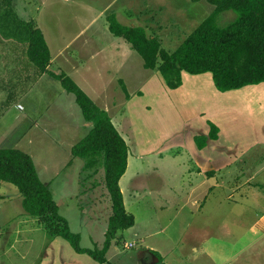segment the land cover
<instances>
[{"label":"rangeland","instance_id":"rangeland-1","mask_svg":"<svg viewBox=\"0 0 264 264\" xmlns=\"http://www.w3.org/2000/svg\"><path fill=\"white\" fill-rule=\"evenodd\" d=\"M16 1H21L15 4L20 14L14 11L18 16L13 15L9 6H5L8 13L5 22H20L23 34L25 31V35H29L30 28L25 23L33 22L29 19L32 12L43 15V3L39 2V12H36L35 8L33 11L28 9L32 5L35 7V3L29 7L28 0ZM67 4L74 6L72 2ZM84 4L95 8L78 19L76 28L84 27L85 31L73 41L69 54L79 52L91 43L85 53L94 58L93 61L84 58V71L98 65L97 74L101 77L109 75L102 78L99 87L92 90L94 93L81 83L80 88L95 104L98 101L96 105L107 106L127 141L128 170L120 187L126 211L136 221L134 227L118 233L104 264H221L220 259L206 257L209 234L214 240L226 239L229 248L237 252L225 264H264V237L255 236L254 228H251L255 217L264 213V199L254 207L251 204L246 205V209L236 206L234 200L244 205L241 194L229 193L228 188L220 187L219 177H215L214 182L211 179L206 182L209 177L197 173L190 148L198 137L193 138L192 134L201 132L195 127L197 110L201 117H206L204 109L208 104H215V109L223 107L221 104L226 101V95L230 96L227 101H231L232 94L240 95L256 87L221 93L210 73L196 76L184 73L185 85L170 90L158 71L144 67L142 57L128 42L110 33L107 23V16L113 13L122 25L127 26L131 19L137 26H144L147 35L157 38L165 50L174 52L215 7L208 0H84ZM103 13L107 16L98 18L94 27L86 25ZM236 20V13L229 11L219 15L217 23L220 27H228ZM73 37V33L64 35L61 43ZM25 56L22 69L32 75V61L28 53ZM5 74L10 72L6 70ZM195 83L198 89L191 87ZM122 84L131 96L130 101ZM27 88L28 84L22 85V89ZM205 92L212 95L209 96L212 98L210 103L199 99ZM69 96L74 95L70 93ZM204 96L207 98L208 95ZM74 111L77 113L74 112L73 119L81 123L84 116L79 105L74 106ZM54 112L52 110L50 114ZM26 113L18 110L0 116V149L19 148L30 153L40 179L44 183L51 182L49 190L59 206L60 215L67 220L71 232L80 235L81 247L101 249L113 213L104 168L99 165L89 168L83 159L72 157L73 147L87 131H68L69 134L77 133L78 140L65 138L52 144L50 136L55 131L38 130L35 143L29 145L36 131L32 130V116ZM43 134L44 137L39 136ZM217 145L219 143H212L205 153L216 157L219 152L230 151ZM230 146L234 148L233 144ZM212 149L218 153L210 151ZM245 156L247 163L235 164L234 169L245 172L244 183L247 185L244 188L251 190L252 185L263 184L259 176L264 179V146L251 148ZM72 159L73 163L69 165ZM213 183L216 187L210 192ZM228 196L233 200L226 201ZM22 202L23 197L16 186L0 185V264H100L88 255L77 254L63 238L52 237L37 218L26 213ZM229 228L233 231L242 228V232L229 235ZM215 249L219 250V246ZM155 252L165 262L159 261Z\"/></svg>","mask_w":264,"mask_h":264},{"label":"trees","instance_id":"trees-1","mask_svg":"<svg viewBox=\"0 0 264 264\" xmlns=\"http://www.w3.org/2000/svg\"><path fill=\"white\" fill-rule=\"evenodd\" d=\"M215 9L174 51L165 50L157 38L147 35L143 27H129L119 23L116 15L107 16L110 32L128 42L143 59L144 67L158 71L170 90L183 85V73H210L218 91L225 93L264 83V0H208ZM233 11L237 20L228 27H220L218 16ZM30 28L28 56L39 74H50L61 81L64 90L75 96L87 123H93L89 133L72 149L73 159H83L89 168L103 166L105 183L112 201L104 246L99 249L82 248L79 234L71 232L67 220L59 213V206L48 186L40 179L30 155L20 149H0V185L16 186L23 197L26 213L35 217L52 237H61L80 255H88L95 262H107V254L121 231L135 226V217L127 213L120 180L128 168L129 148L114 126L108 112L100 109L72 79L48 71L51 55L40 29ZM126 98L131 96L122 84ZM209 137H196L198 149L207 146L209 139L218 140L219 128L208 122ZM73 159L69 165L73 163ZM156 256L159 261L161 257Z\"/></svg>","mask_w":264,"mask_h":264},{"label":"crops","instance_id":"crops-1","mask_svg":"<svg viewBox=\"0 0 264 264\" xmlns=\"http://www.w3.org/2000/svg\"><path fill=\"white\" fill-rule=\"evenodd\" d=\"M19 2L21 1L0 0V116L11 115L18 110L22 112L26 111L27 116H32V130H35L36 133L32 135L29 145H31V143H35L34 138L38 136V130L43 132L54 130L55 134L50 136L52 144H57L58 141H62L65 138L72 139L73 141L78 140L77 133L69 134L68 131L83 129L84 132L87 131L88 134L93 127V123H87L84 117V120L81 123H79L78 120L73 119L75 116L74 112H76L74 111V106L78 105L75 96H72L71 98V96H69L70 93L64 90L61 81L54 78L50 74L45 73L40 75L39 70L33 61L32 75L27 74L24 68L22 69L23 62L26 61L25 54L28 53L29 35H27V33L25 35V31L23 34L20 22L16 21L17 23L13 24L5 22V19L8 17V13L5 12V6H9L11 11H16L19 15L20 13L16 10L17 7L15 5ZM27 2L29 7L32 3H35V7L32 5L28 9L31 11L35 8L34 11L36 12H39V2L43 3V15H41L42 13L35 14L32 12L29 19H31L34 24L37 25V28L41 30L48 45L51 55L48 71L55 75H64L69 77L79 87L81 83L82 85H86L90 92H93V89L99 87L98 83L101 82L102 78L109 75L105 74L101 77L99 73L97 74L95 71L98 70V65H93L92 68L84 71V58L89 57L92 61L94 58L93 56L90 58V56L85 53V49H87L91 43H87L79 50V52L76 51L75 53L69 54V51L73 48V41L85 31L84 27L76 28L78 19L80 17H85L88 12L93 10L95 7L86 6L84 4V0H47V2L42 0H28ZM69 2H72L74 6H69L67 4ZM113 5L114 3L111 4V8ZM16 13L14 12L13 15L18 16ZM73 13H77L78 15L74 16ZM113 14L116 15L115 13ZM106 16L107 15L104 13L96 15V18L89 20L86 25H92L94 27V23L98 18ZM71 17H73V19H71ZM116 17L118 20L117 15ZM135 25L136 24L132 22L131 19L128 20L127 26L144 28V26ZM69 33H73L74 37L64 44L61 43V37ZM19 48L22 49L18 50ZM87 53H89V51ZM6 70H8L10 74H5ZM104 82L106 81H103L102 83ZM23 84H28V88L22 89ZM153 85L155 84L153 83ZM184 85L183 78L182 87ZM196 86L197 84L195 83V86L191 87L198 89ZM251 86H255L256 88L243 91L240 95H237L236 93V96H233L234 94H232L231 101H227L230 96L226 95V101L221 104L223 107L219 106L215 109V104H208V107L204 109L206 117H201L200 111L197 110L196 118L198 119V122L195 127L196 130L201 132L196 135L193 133V138H195V136L209 137L211 128L208 122L215 124L219 128L220 132L218 134V140L209 139L207 146L202 150L198 149L196 142V146L193 143L190 146L192 153H194L192 157L197 168V173L204 178L209 177L206 182H209L210 179L214 182L216 181L215 177H219L221 180L220 187L224 189L228 188L229 193L232 191L233 194L237 192L241 194L244 205H239V200L234 201L236 206L243 209H246L245 206L250 204L254 207L259 204L262 199H264V179L262 180V177L260 178L259 176V180L262 181L263 184L259 183L257 185H252V189L249 190L244 188L245 185H247L244 183L245 172L242 170L236 171V169H234L236 167L235 164L247 163L245 156L247 151L251 148L264 146V83ZM247 87H244L243 89ZM106 88L107 85L104 87L105 93H107ZM236 91L239 90L225 93H235ZM85 93L88 95L87 92ZM204 94L208 95V99L204 96ZM204 94L199 99H203L204 103H210L212 101V95L206 92ZM101 98L102 95L98 97V100H101ZM97 103L98 101L96 104ZM100 109L108 113L110 112L107 106L100 107ZM52 110L55 112L50 114ZM109 115L111 117L110 113ZM17 118L18 116L16 119ZM111 119L114 126L124 138V134L116 125V119L112 117ZM201 119L206 120V123ZM215 119L217 122H214ZM44 120L47 123L44 122ZM208 127L210 129L207 132ZM39 136L44 137V134ZM216 142L219 143V146L217 145V147H225L230 149V151L228 150V152L225 153H218L216 149L210 150L218 153L216 157L210 153H205V150L210 149L212 143ZM230 144H233V149ZM246 147L249 149H246ZM196 149L200 151H196ZM201 152H204V154H201ZM25 153L30 155L28 152ZM240 154L242 155L241 157H239ZM233 179L234 181L232 182ZM50 183L51 182L45 183V185L49 188L51 185ZM231 184L233 185L232 187ZM215 187L216 186H214L213 183V186L210 187V192L214 190ZM232 200L233 199H231L230 196L226 198V201ZM251 228H254L255 236L264 237V213L255 217ZM239 230L242 232V228L237 229L236 231L229 228L228 233L229 235H235ZM211 235L212 234H209V237L206 238V246L208 247L206 254L207 258L210 260L220 259V263L225 264L230 258L235 257L237 252L234 253V250L229 248L230 245L226 243V239L222 240L219 237V239L217 238L214 240V238H211ZM217 246H219V250L215 249ZM161 262H165V260H161Z\"/></svg>","mask_w":264,"mask_h":264},{"label":"built area","instance_id":"built-area-1","mask_svg":"<svg viewBox=\"0 0 264 264\" xmlns=\"http://www.w3.org/2000/svg\"><path fill=\"white\" fill-rule=\"evenodd\" d=\"M127 247H132V246H127Z\"/></svg>","mask_w":264,"mask_h":264}]
</instances>
